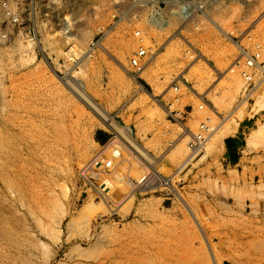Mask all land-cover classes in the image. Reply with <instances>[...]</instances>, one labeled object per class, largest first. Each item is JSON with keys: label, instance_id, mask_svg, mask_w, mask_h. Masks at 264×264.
Listing matches in <instances>:
<instances>
[{"label": "rangeland", "instance_id": "obj_1", "mask_svg": "<svg viewBox=\"0 0 264 264\" xmlns=\"http://www.w3.org/2000/svg\"><path fill=\"white\" fill-rule=\"evenodd\" d=\"M4 1L0 264H264V0Z\"/></svg>", "mask_w": 264, "mask_h": 264}, {"label": "built area", "instance_id": "obj_2", "mask_svg": "<svg viewBox=\"0 0 264 264\" xmlns=\"http://www.w3.org/2000/svg\"><path fill=\"white\" fill-rule=\"evenodd\" d=\"M156 1L157 0H131V2H128L126 4L118 5L116 9L118 11L126 10V13H127L130 10L132 11L133 8L140 7V9L144 10V9H147L149 5H152L154 6V10H156L160 6V5L156 6V3H155ZM78 2L81 3V0H67L64 2L66 5L60 6V8H69V10H74V8H76L75 5ZM12 3H13L12 9L10 8V3L8 2V0L4 1L2 5L4 6V9L6 10L8 18H10L12 22H17V24L20 26H25V25L33 26V18H35L36 12L38 14L39 11L45 14L43 18H45V21H47V23H50L48 26H51L53 24L55 25L59 24V21L57 19L55 20L53 16V11H55V9L57 8V0H12ZM162 3H164V8L167 9L171 15L179 19H183V17L190 19V17L193 16V13L195 12L194 9L196 7L202 8L207 5L202 0H163ZM188 5L191 6V9H192L191 13L188 12L189 10ZM159 9H162V7H159ZM41 15L42 13L40 14V16ZM151 18L157 19V16L154 13H152ZM63 20L64 21L62 22V24H65V25L70 24V21H71V24L74 22L77 23L81 21L80 16L77 18H71L70 20H68L67 18H64ZM163 21L167 22L164 19ZM145 53L146 52L144 49L133 51L132 56H131L132 65L137 67L138 69H141V58L143 57V55H145ZM258 57H259L258 54L248 55V58H249L248 64L251 66L255 65L256 59ZM249 78L251 77L249 76ZM203 127L205 126L203 125ZM202 136L203 135L199 134L197 138L203 139ZM197 146H198V143L191 142V147L197 148ZM105 164L107 167H110L112 165V161L109 160ZM92 165L93 167L98 166L99 168L100 165L101 166L103 165V161L96 158L92 162Z\"/></svg>", "mask_w": 264, "mask_h": 264}, {"label": "crops", "instance_id": "obj_3", "mask_svg": "<svg viewBox=\"0 0 264 264\" xmlns=\"http://www.w3.org/2000/svg\"><path fill=\"white\" fill-rule=\"evenodd\" d=\"M208 1V6H210V8H216V6H217V8H221V10H224L223 8H224V6H222V5H224V4H222L221 2H220V0H207ZM229 1L230 0H226L225 1V5H227L228 3H229ZM226 2H227V4H226ZM208 8V7H207ZM207 8H204V7H196L195 9H194V11H195V14H194V21H193V23H197L198 22V14L200 13V12H204L205 11V9L207 10ZM145 10V11H144ZM144 10H142L143 12H147V11H149L150 12V10L147 8V9H144ZM162 10V12L163 13H168L169 14V11L167 10V9H165V8H162L161 9ZM246 12L245 11H243V10H241V12H240V14L242 15V16H244V14H245ZM221 18H222V16H221ZM179 19V18H178ZM148 20H149V22L151 21V17H148ZM168 22V21H167ZM185 22H183V24H184ZM196 26H198V24H196Z\"/></svg>", "mask_w": 264, "mask_h": 264}, {"label": "bare ground", "instance_id": "obj_4", "mask_svg": "<svg viewBox=\"0 0 264 264\" xmlns=\"http://www.w3.org/2000/svg\"><path fill=\"white\" fill-rule=\"evenodd\" d=\"M234 121H235V120H234ZM235 122H236V121H235ZM105 123H106V122H105ZM236 123H237V122H236ZM236 123H235V125L237 126V125H238V123H237V124H236ZM107 125H108V124H107ZM232 127H233V126H232ZM231 129H232V128H231ZM233 129H236V128L234 127ZM233 129H232V130H233ZM259 130H260V129H259ZM233 131H235V130H233ZM230 132H231V131H230ZM254 134H255V133H254ZM250 139H251V138H250ZM247 141H248V140H247ZM249 141H250V140H249ZM248 145H250V143H249V142H248ZM195 150L197 151V150H198V148H196ZM196 151H194V152H196ZM145 162H146V161H145Z\"/></svg>", "mask_w": 264, "mask_h": 264}]
</instances>
